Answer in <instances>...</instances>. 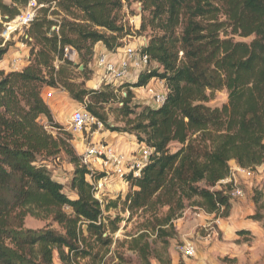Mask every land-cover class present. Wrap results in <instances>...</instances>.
<instances>
[{"label": "trees", "instance_id": "trees-1", "mask_svg": "<svg viewBox=\"0 0 264 264\" xmlns=\"http://www.w3.org/2000/svg\"><path fill=\"white\" fill-rule=\"evenodd\" d=\"M28 1L0 0L4 21L19 15ZM38 3L43 6L26 31L28 64L22 70L0 69V264H171L176 221L188 208L216 219L231 215L232 184L221 183L231 173V161L251 170L264 163V0ZM132 3L142 9L137 32L147 40L142 52L149 56L150 68L136 83L118 88L127 89L119 98L126 118L122 129L111 127L101 111L117 94L69 81L72 61L64 49L72 47L86 69L98 43L109 51L122 47L131 34L122 11ZM2 25L0 61L8 51ZM253 35L250 42L235 38ZM57 61L66 65L57 69ZM154 78L167 86L164 103L132 106L131 86H146ZM45 87H63L80 102L89 98L84 109L107 129L129 131L138 143L152 148L140 175H127L124 196L97 197L93 182L105 173L82 163L73 134L54 120L43 97ZM223 89L227 103L207 105ZM171 143L180 147L172 151ZM63 153L74 165L68 177L71 197L51 171L52 163H62ZM260 200L264 193L256 189L255 222L262 218ZM27 216L51 219L58 229L52 224L27 228ZM123 222V229L132 224L133 230L115 238ZM129 252L137 255L136 261Z\"/></svg>", "mask_w": 264, "mask_h": 264}, {"label": "rangeland", "instance_id": "rangeland-1", "mask_svg": "<svg viewBox=\"0 0 264 264\" xmlns=\"http://www.w3.org/2000/svg\"><path fill=\"white\" fill-rule=\"evenodd\" d=\"M141 10L142 9L139 3H132L130 5L124 6L122 14L124 15V22L127 23V26L129 27L131 34L127 35L123 39V43L137 46L138 43L142 41L141 38L145 36L142 34L140 35L137 32L140 29L142 22ZM2 26L5 27L4 25ZM2 38L3 41L6 39L4 37ZM235 38L236 40L250 42L255 38V36L254 35L250 37L235 36ZM5 41H6V45L8 46V51L3 56V59L0 61V69H3L6 66H10L11 63L10 58L16 52V50L22 49L26 52H29L30 55L31 47L27 42V38L25 36L14 34L10 37V39H6ZM28 41L31 40L28 39ZM33 43H34L33 41H31L30 43L32 47H33ZM70 60L72 61V64L67 66V72L71 78L69 81H72L81 86H85L86 88L91 90H105L107 92L114 91L117 94L115 99L111 100L113 102L110 101L103 105V109L101 111L104 113L105 117L108 120V124L111 127L124 129L126 127V118L124 117L123 113H121L120 111V108L122 107V103L119 100V98L127 95L126 92L127 89L124 88L122 90L121 89L119 90L118 88L126 84V82L122 85L113 84L109 86L106 83L98 84L99 79L98 77H96L93 70L94 60L91 64H89V66L86 69L84 67V64L81 63L80 58L75 60L72 57ZM55 65L56 68L58 69L59 65H66V64L63 61H57ZM7 69L8 68H4L3 70L8 72ZM131 90L135 92V97L132 100V104H131L132 106L138 103H142L143 105V102L152 101V99L143 89L134 88ZM50 91L53 92L54 96L56 93L64 92V98L63 101L61 102V105L57 107L56 111L54 110L53 112L52 110V112L54 113L53 114L54 120L55 122L63 126L64 131H66V133L71 132L73 134L74 145L76 144L75 138L82 139L84 141V146L81 149L82 150L81 154H82L85 147L89 144L91 137L90 135H87L88 138H85V134L82 135L74 134L70 129V116L72 114V111L75 110L76 108H86V102L89 103V98H86L85 102L77 101L63 87H58V88L45 87L43 89V92H50ZM54 96L51 98H47V100L51 102V104H53L54 102L52 101L54 99ZM227 101H228V92L226 89H223V90L215 91L212 95L211 100L207 103V105L211 107H221L225 103H227ZM130 117H134V116L132 115ZM51 131L52 133H54V135H56L58 132L57 129ZM104 131L108 132L111 130L107 129L106 125L103 123V127L98 131H94V132H96V137H98V135ZM116 133H118V135H124L125 133L132 135L129 133V131H117ZM135 140L137 141L136 138ZM179 147L180 144L178 143H171L170 145L172 151H176ZM75 148L78 153L76 146ZM60 162L62 163L59 164L58 162V164L56 163L51 164V171L53 177L55 178L60 176L61 177L60 182L64 184V192L67 193L70 197L74 196L73 192L70 190V184H69L70 181L66 179V177L68 178L70 175L69 170L59 171L61 165L62 167L65 164H68V167L69 165L74 167V165L69 162V157L65 153L61 154ZM253 181L255 186L256 185L255 182L258 181L256 179V175L253 177ZM263 183L264 182L260 183L259 185H256V187L259 188L260 190L264 189ZM240 186L245 191L244 197H247L246 195L247 193L243 183L240 184ZM116 196L113 198H116ZM105 198L110 199V197L108 196H105ZM241 199L242 198L237 199L236 202H238ZM249 200L246 203L247 207L245 208L246 210H244V214L242 215L241 213H239V216L237 218L243 221L247 220V222L248 219H250L252 222L255 223V224L250 223L252 228L251 227L245 228L247 229L246 231H249L246 234H240L239 231H234L233 228L230 226L231 222L227 220L228 217L216 219L213 215H209V214L199 216V210L193 207L188 208L185 211L184 215L182 216L184 217L183 221L190 220V221H194L195 223L188 224L187 226L184 225L183 229H179V230L177 229L178 231L177 236L171 239V244L169 248L171 254V260H172L171 264H175V263L180 264L181 261H185L187 264H264V202H263L264 200H260L258 205L260 207L258 213L262 217L261 221H256V222L254 221L255 219H252V217L255 215L257 211V206L254 203V201L251 204ZM249 204H251L252 209L249 208L248 206ZM235 206L236 205L233 204V208ZM110 213L114 215L116 213V210H112ZM123 216L127 217L128 214H125ZM211 216L213 217L207 218ZM218 219H223L220 228H219ZM49 224H52V226L58 229V225L54 223L51 219L43 220V219H37L31 216H27L24 220V225L27 228L39 229ZM124 225H126V222L122 223V226L120 230L116 233L115 238L123 239L125 238L126 231L133 230L132 224H129L126 229H123ZM190 243L196 247V253L192 257L185 256L181 252V248H180L181 246ZM129 254L136 261V259L138 258L137 255L132 252H129ZM115 262H118V260L115 259ZM137 264H140V262L139 263L137 262ZM152 264H162V263H160L157 260H152Z\"/></svg>", "mask_w": 264, "mask_h": 264}, {"label": "built area", "instance_id": "built-area-1", "mask_svg": "<svg viewBox=\"0 0 264 264\" xmlns=\"http://www.w3.org/2000/svg\"><path fill=\"white\" fill-rule=\"evenodd\" d=\"M42 6L43 5L38 3V0H29L22 12L9 21H4L0 14V22L5 26V29L1 33L2 37L10 39L12 35L19 34L28 38L26 35L27 28L34 21L38 10ZM53 28L57 29L55 26ZM141 39L142 41L138 43L137 46L124 43L122 47H119L116 51H109L106 49L96 54L93 62V70L96 77L99 79L98 84L122 85L125 82L133 84L138 81L139 75L150 68L149 56L142 52V48L146 45L147 40L145 37ZM5 40L4 42L6 43ZM64 53L66 58L71 59L77 52L72 47L67 46L64 49ZM24 59L28 60L29 56L24 58L22 56L14 57L10 63L12 69L22 70ZM134 88L136 87L131 86V89ZM137 89H143L152 99V103L156 107L164 103L168 91L164 80L159 78H154L146 86L138 87ZM52 95V91L43 94L46 99L51 98ZM102 127L103 123L99 118L86 111L84 108H77L72 111L70 116V129L74 134H85V138H88L87 135H90L92 138L96 133L94 131H98ZM138 144L140 145L138 152L139 156L134 152V155L127 157L117 150L114 144H109L102 140L96 142H91L90 140L80 156L82 163L91 171H98L96 164L103 167L101 172L105 173V175L98 181L93 182L97 190V197H101V189L106 186V182H108L110 177L115 176L127 184V175L130 173L134 176L140 175L141 169L149 161L153 150L145 144ZM237 172L253 176L256 170L244 169L241 167H239L238 170L231 168L229 177L221 181L222 184H232L230 192L232 202H236L237 199L245 196V191L237 180ZM262 190L264 193V189ZM200 215H206V213L199 211V216ZM180 248L181 252L188 257H192L196 253V247L191 243L185 244Z\"/></svg>", "mask_w": 264, "mask_h": 264}, {"label": "crops", "instance_id": "crops-1", "mask_svg": "<svg viewBox=\"0 0 264 264\" xmlns=\"http://www.w3.org/2000/svg\"><path fill=\"white\" fill-rule=\"evenodd\" d=\"M105 50H106V48L101 42L98 43L95 46V54H97L98 52L105 51ZM18 56H22L23 58L27 57V56H29V52H26V51H24L22 49L21 50H16V52L12 55L10 60L12 61V59L14 57H18ZM73 58L75 60L79 59L78 54L76 53L73 56ZM27 64H28V60L24 59L22 67L24 68ZM4 68H8L7 69L8 71L9 70H13L11 65L10 66H6ZM44 93H46V92H44ZM53 96H54V94L52 95V97ZM63 98H64V92L56 93L55 96H54V99L52 100L54 102H53V104H51V102H49L44 97L45 101L51 107V110H53V112H54V110L56 111L57 107L61 105V102L63 101ZM143 104H147V105H150L152 107H156V106L153 105L152 101L143 102ZM42 118L46 122V118L45 117H42ZM135 138H136L135 136L129 135L127 133H125L124 135H118V133H116V132L104 131V132L100 133L98 135V137H96V133H95L90 140H91V142L105 140V142H108L110 144L116 145L117 150H119L121 153L125 154L127 157H130V156L134 155V152H136L137 154L139 152L140 145L137 143ZM75 142H76L75 146L77 147L78 154L80 155L81 151H82L81 149L84 146V141L82 139L75 138ZM137 156H139V154ZM230 165H231V168H233L235 170H238V168H239V165L234 160L231 161ZM96 168H97V170L99 172H101L103 170V167L98 165V164H96ZM63 170H69V172L71 174V172L73 170V167L70 166V165L68 167V164L63 165V167L61 165L59 171H63ZM56 172H57V170H56ZM257 172H258V174H257ZM255 175H256V179L258 180V181L255 182L256 185H259L260 183L264 182V163L261 166L257 167ZM255 175L248 176V175H245V174H243L241 172H237V180H238V182L240 184L243 183L244 188H245L246 193H247L246 194L247 197H244V198L242 197V199L239 200L238 202L232 203V204H235L236 206L234 208H232V213L228 217L227 220L231 222L230 226L233 228L234 231H238V230H241V229L249 228V227H251L250 223H254L250 219H248V222H247V220L243 221V220H240V219H237V218L239 216V213H241L242 215L244 214V210H246L245 208L247 207L246 203H247V201L249 199H250L249 201L251 202V204L253 203L254 191H255V189H259V188L256 187V185L254 186L253 177ZM55 178L58 179L59 181L61 179L60 176L59 177H55ZM66 179H68V178L66 177ZM263 185H264V183H263ZM127 191H128V185L126 183L122 182L117 177L114 176V177H110L108 179V182H106V186L101 189L100 196L101 197L108 196L110 198H113V197H115L118 194H121L122 196H124ZM251 204L248 205L250 209H252L251 208ZM236 208H237V211H236ZM212 217L213 216L207 217V218H212ZM183 219H184V217H182L181 219H179L176 222V227H177L178 230L179 229H183L184 225L187 226L188 224H194L195 223L194 221H190V220L183 221ZM222 221H223V219H218L219 228L221 226V222Z\"/></svg>", "mask_w": 264, "mask_h": 264}]
</instances>
